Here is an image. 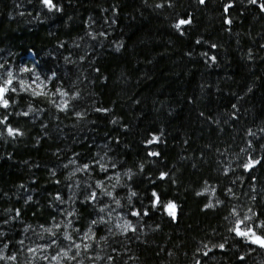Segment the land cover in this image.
I'll return each mask as SVG.
<instances>
[{
    "label": "trees",
    "instance_id": "1",
    "mask_svg": "<svg viewBox=\"0 0 264 264\" xmlns=\"http://www.w3.org/2000/svg\"><path fill=\"white\" fill-rule=\"evenodd\" d=\"M262 8L0 0V264H264Z\"/></svg>",
    "mask_w": 264,
    "mask_h": 264
},
{
    "label": "snow or ice",
    "instance_id": "2",
    "mask_svg": "<svg viewBox=\"0 0 264 264\" xmlns=\"http://www.w3.org/2000/svg\"><path fill=\"white\" fill-rule=\"evenodd\" d=\"M204 0H201V3H203ZM252 3H255L256 0H251ZM44 3L49 5L50 6V0H44ZM262 11H264V8H262ZM185 23H188V21H184V20H181L180 23L177 25V28L180 27V25L182 24H185ZM8 76H9V79L7 81L8 84H11L12 83V74L11 73H8ZM23 86V85H22ZM6 91V88H0V100L3 99V93ZM37 95H39L40 93H36ZM61 95H63V93H61ZM3 103H4V106H7V101L6 100H3ZM10 134H11V130H10ZM251 162L249 163L248 167H251ZM153 195L155 196L156 194L153 193ZM168 208L169 209H172L174 208V205H172L171 203L168 205ZM170 215H172L173 213L170 212L169 213ZM238 235H247V233H237ZM253 242H259L261 244V246H264V239H261L260 237H255V240ZM222 247V245H221Z\"/></svg>",
    "mask_w": 264,
    "mask_h": 264
},
{
    "label": "rangeland",
    "instance_id": "3",
    "mask_svg": "<svg viewBox=\"0 0 264 264\" xmlns=\"http://www.w3.org/2000/svg\"><path fill=\"white\" fill-rule=\"evenodd\" d=\"M20 84L21 86L23 85L22 88L28 89L33 93H40L42 91V85L35 76L29 80H21Z\"/></svg>",
    "mask_w": 264,
    "mask_h": 264
},
{
    "label": "water",
    "instance_id": "4",
    "mask_svg": "<svg viewBox=\"0 0 264 264\" xmlns=\"http://www.w3.org/2000/svg\"><path fill=\"white\" fill-rule=\"evenodd\" d=\"M0 88H4V87H0ZM5 93V92H4ZM4 93H3V96H4Z\"/></svg>",
    "mask_w": 264,
    "mask_h": 264
}]
</instances>
